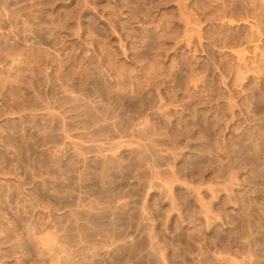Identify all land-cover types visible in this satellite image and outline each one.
I'll list each match as a JSON object with an SVG mask.
<instances>
[{
  "label": "rangeland",
  "instance_id": "rangeland-1",
  "mask_svg": "<svg viewBox=\"0 0 264 264\" xmlns=\"http://www.w3.org/2000/svg\"><path fill=\"white\" fill-rule=\"evenodd\" d=\"M0 264H264V0H0Z\"/></svg>",
  "mask_w": 264,
  "mask_h": 264
}]
</instances>
